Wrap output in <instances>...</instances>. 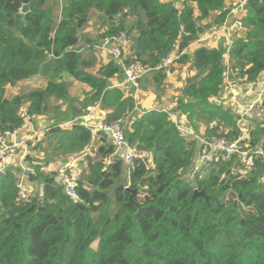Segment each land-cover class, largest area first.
Listing matches in <instances>:
<instances>
[{"label": "trees", "instance_id": "obj_1", "mask_svg": "<svg viewBox=\"0 0 264 264\" xmlns=\"http://www.w3.org/2000/svg\"><path fill=\"white\" fill-rule=\"evenodd\" d=\"M28 1L0 0V132L22 127L23 104L38 118L51 112L53 119L72 120L100 103L106 123L127 120L126 139L143 155L128 166L106 131L80 121L49 124L45 146L32 148L44 157L27 156L30 180L43 182L41 192L20 198L22 168L12 163L0 171V264H264V158L255 156L247 174L235 154L189 176L199 144L169 116L179 111L194 130L206 124L208 136L229 130L228 137H239L241 115L214 100L229 83L257 80L264 71V0H248L244 27L228 47L202 46L191 60L184 50L203 31L198 18L223 24L228 0H63L59 21L48 0H34L21 13ZM96 12L106 25L97 39L127 30L126 61L159 68L158 87L167 73L161 63L176 47L177 62L190 60L195 73L174 107L159 104L137 115L132 92L110 83L122 72L116 60L88 69L93 61L78 47L80 30ZM94 44L89 40L87 48ZM35 75L48 77L44 87L7 95V86ZM73 79L90 90L79 108L58 116L53 100L68 95ZM254 120L250 144L264 147V113ZM75 153L83 154L77 198L66 193L57 170L43 169ZM196 188L208 198L194 196Z\"/></svg>", "mask_w": 264, "mask_h": 264}, {"label": "built area", "instance_id": "obj_2", "mask_svg": "<svg viewBox=\"0 0 264 264\" xmlns=\"http://www.w3.org/2000/svg\"><path fill=\"white\" fill-rule=\"evenodd\" d=\"M177 4L181 0H174ZM247 2L248 0H238L230 6L228 17L231 18V22L225 21L223 23V28L232 32L234 34L235 30H241L244 27V18L247 15ZM213 33L217 31V28L212 26L210 28ZM234 41V36L230 44ZM131 44V35L125 30H119L114 34H109L101 39L96 47L102 51L106 52L112 59L122 66V73L124 75V84L131 85L135 88V93L137 92L139 79L147 72L155 70L150 66L144 65L140 61H126V54L129 51ZM229 44V45H230ZM175 52V51H174ZM180 54L178 52L170 53L165 57L161 65L167 68V71L172 73L179 72V64L177 62ZM159 70V68H156ZM229 80V79H228ZM252 85H257L256 82H252ZM264 101V96H261L256 102L246 105L241 108V119L250 114L255 109H260L264 112V108H261V104ZM260 105V107H259ZM18 114L21 118L26 119L25 123L20 128H28L32 123V120L38 119V115L33 113L30 114L27 105H21L18 110ZM105 111H103L100 103L92 104L87 107V113L80 118L67 120L63 127H70L76 121L90 126L94 130H104L106 131L112 140L115 142L118 151L123 149V156L126 164L131 166L134 164L137 157H141L143 154L136 147L129 144L125 136V129L127 120L125 118H119L108 124L104 121ZM170 118L177 124L178 128L187 136L197 140L198 153L195 158L194 164L189 176H194L199 173L204 165L214 163L219 159L225 161H231L235 154H238L240 160L244 166L243 173L247 174L255 166V156H261L264 158V147L259 145H251L249 137L245 136L248 129L241 131L239 137L230 138L227 133L229 130H225V134L215 133L208 136L205 132L198 133L187 124V119L185 116L181 115L179 112H169ZM240 119V120H241ZM240 128H241V124ZM18 128V129H20ZM18 129L15 130H5L0 132V160L1 168L0 171H5V164L9 161H13L17 155L20 156L19 164L22 168V172L19 176V196L20 198H26L30 192L26 186L27 181L30 179V174L33 173L32 166L30 162L27 161L28 147L31 144L38 145L43 142L45 138V130L42 128L37 132L36 135L32 137H20L16 135ZM223 130V127H221ZM242 129V128H241ZM244 133V134H242ZM9 136L12 140H9ZM31 143L29 144V141ZM23 148V151L21 150ZM83 171V166H81L77 160H71L63 166L61 169L60 181L64 187L66 193L72 197L77 198V187L81 178Z\"/></svg>", "mask_w": 264, "mask_h": 264}, {"label": "crops", "instance_id": "obj_3", "mask_svg": "<svg viewBox=\"0 0 264 264\" xmlns=\"http://www.w3.org/2000/svg\"><path fill=\"white\" fill-rule=\"evenodd\" d=\"M181 1H183V0H181ZM228 1L231 2L232 4H234L238 0H228ZM195 15L199 16L200 13L196 12ZM213 26L215 28H217V31L215 33H213V31L210 29L212 26L207 30H203L199 34V37L197 39L193 40L190 43V45L184 50V52H186L187 54L190 55V60L193 56L194 51L196 49L202 47V46H206V47H210V48H213V47L219 48V47H228L229 46L234 34L230 31L224 29L223 24H217V25H213ZM202 28H203V26H202ZM173 51L176 52L177 47ZM100 52H101V55L103 57V60L96 64L97 68H99L101 66V64H103V63H105L111 59V57L106 52H102V51H100ZM175 52H173V53H175ZM190 60L185 64H181V63L179 64V66H178L179 72L172 73L171 71H168L167 75H166V77H165V79L162 82L160 87H158L156 85V82H155V72L157 69L145 73L139 79V88H138L137 92L134 94L135 99H136V103H137V106L134 110V113L139 115L141 112H143V110H149L151 108H156L158 106V103H157V92L158 91H161V94L158 95V97L162 101L160 104H162V106L166 105V106H173L174 107V105H176L175 101L178 99L179 96L182 95V89L185 85L186 78L188 77L189 74L195 73V69L191 66ZM227 61H228V56H227ZM123 81H124V75L122 72L118 76L110 78V83L112 84V86H115V85L125 86L128 89V91L131 93L132 89H129L127 87V85L123 84ZM71 82H73V80ZM244 82H247V81H244ZM129 86H131V85H129ZM131 87H133V86H131ZM262 87H264V71L261 73V76L258 79V87L256 88V90H259ZM89 90H90V88H89ZM87 92H89V91H87ZM231 95L234 96L235 100H239L240 102L247 101V100H249V102H251L253 100L254 101L256 100L258 94L255 92L253 93V91L251 92V90L248 89V83H244V84H240V86H235L231 90H229L228 96H231ZM217 98H215V100H217ZM138 104H140V107H138ZM137 109H139V111ZM234 110L237 111L238 108H236V109L234 108ZM258 113H260V112L256 110V111H254L253 115L258 114ZM49 124H50V122L48 121L47 116L43 114V115H40L38 119L32 120V123L30 124V126L28 128L18 129V131L16 132V135H18L20 137H26V138L32 137V136L36 135L37 132L41 128L43 130H45ZM202 125L203 124H201V129L203 128ZM204 125H206V124H204ZM206 128H207V125H206ZM12 137H14V136H9V140H12ZM30 143H31V140L29 141V144ZM42 145L45 146V143L43 142ZM34 146H35L34 144H31L30 147H28V154H31L32 152L36 153L34 151V149L32 150V148ZM21 150L23 151V148H21ZM122 150L123 149H121V151ZM36 157L37 158H43L44 152L36 153ZM19 158H20V156L17 155L16 158L12 162L9 161L7 164H5V169H6L8 164H12V163L16 166H20ZM82 159H83V154L80 155L78 158H71V157L61 158L60 160L55 162L57 164V166L53 167L52 170L62 169L63 166L65 164H67L68 162H70L71 160H77L80 163V161ZM0 168H1V160H0ZM43 169H46V165L43 166ZM60 172H59V174H60ZM26 186H27L28 191L30 193H35V191L39 193L42 191L43 182L40 183L39 181L28 180L26 183Z\"/></svg>", "mask_w": 264, "mask_h": 264}, {"label": "rangeland", "instance_id": "obj_4", "mask_svg": "<svg viewBox=\"0 0 264 264\" xmlns=\"http://www.w3.org/2000/svg\"><path fill=\"white\" fill-rule=\"evenodd\" d=\"M62 3H63V0H58L57 2H56V0H48V3H47V5L49 7L53 8L55 16L57 17L58 21L60 19V11H61V7H62L61 6ZM193 4L196 7V3H193ZM196 12H198V9H196ZM198 22L200 24H202L203 30H207L211 26L217 25L216 23H214V21L210 20V18H208V19L207 18H205V19L198 18ZM105 29H106V25L104 23L103 18H101L100 14L96 12V13H94L93 19L84 28H82L80 30V41H79L78 47H80V49H82V54H84V56H86L87 59H90L93 61L92 67L88 68L92 72L97 69L96 64L98 62L102 61L103 57H102L99 49L96 47V45L93 49H91V48L88 49L86 47L84 49V46L85 45L87 46V43L89 42V40H93L95 43L97 41L99 42L102 37H100V39L99 38L97 39V35H99V33H103L105 31ZM121 69H122V66H121ZM260 76H261V74H260ZM258 79L254 80V81H247V82L240 83V84L248 83V89H250L251 92L253 91V93L255 92L258 94L255 101L253 100V101L249 102V100H247V101L240 102L239 100H235L233 95L228 96L229 90H231L235 86H240V84L229 83L225 87L224 91L217 98V100H214V102L221 104L225 108H231V109L232 108H235V109L238 108V110L236 112H237V114L241 115V108L245 107L246 105H249L251 103L256 102L261 96H264V87H262L259 90H256V88L258 87ZM47 80H48V77H46L44 75L32 76L28 79H25L23 81L18 82L17 85L13 88L10 86H7V88H8L7 95L10 97H14L15 95H17L19 93L27 92L28 90L30 91V90H33V89L38 88V87H44L47 83ZM252 82H256L257 85L253 86ZM127 87L129 89H133V87H131L129 85H127ZM89 88H90L89 84H87L81 80H78V79H73V82H70V86L68 89V95L64 98H54L53 105H52V109H53L52 112L58 116H65L66 113H70L71 111L74 110V108H76V107L79 108L80 104L82 103V101H83V99L87 93V91H89ZM160 94H161V91H158L157 92V103H158V105L162 102L161 99L158 97V95H160ZM138 107H140V104H138ZM133 109L135 110V105H134ZM137 110L139 111V109H137ZM84 111L86 112L87 109H85ZM256 115L251 116V118L245 117V119L244 118H242L241 120L239 119V121L237 122V125L239 127H240L239 124H241V128H242L243 132H244V129H246V128L248 129V132L245 136L249 137V129L256 125V123H257L256 120L251 121L253 118L256 117ZM46 116H47V119L50 122V124H54L56 122L59 124L60 127H63L64 123L72 117L71 115H69L65 118L53 119L55 117L51 116V112L47 113ZM252 123H253V125H252ZM214 124H215V122H214ZM202 126H203L202 129L200 127L196 131H198L199 133L205 132L206 125L203 124ZM230 127L231 126L227 125L228 129ZM242 134H244V133H242ZM31 154L34 155V157L36 158V153L32 152ZM80 155H81L80 153H75V154H70L69 157L78 158ZM56 166H57V164L53 163V164L46 166V169H52L53 167H56ZM60 171H61V169L57 170L58 173ZM58 177H60V176H58ZM93 246L96 248L97 242L93 243Z\"/></svg>", "mask_w": 264, "mask_h": 264}, {"label": "water", "instance_id": "obj_5", "mask_svg": "<svg viewBox=\"0 0 264 264\" xmlns=\"http://www.w3.org/2000/svg\"><path fill=\"white\" fill-rule=\"evenodd\" d=\"M34 2V0H29L28 2H24L21 5L20 11L21 13H28L31 10V6L32 3ZM229 22L231 21V18H229L228 20ZM255 110H253L252 112L254 113ZM121 152H124V150H122ZM136 190H132L133 193H135ZM194 196H206L208 198V194L206 193V191L204 189H195V195Z\"/></svg>", "mask_w": 264, "mask_h": 264}, {"label": "clouds", "instance_id": "obj_6", "mask_svg": "<svg viewBox=\"0 0 264 264\" xmlns=\"http://www.w3.org/2000/svg\"><path fill=\"white\" fill-rule=\"evenodd\" d=\"M183 3V1H181V2H179L178 4H182ZM227 20H229V17L227 18ZM229 22V21H228ZM231 22V21H230ZM109 35V34H108ZM105 36H107V35H105ZM105 36H103L102 38H104ZM101 38V39H102ZM101 39H100V41H101ZM99 41V42H100ZM99 42H96L95 44H94V47H95V45L97 44V43H99ZM88 44V43H87ZM85 47L87 48V46L85 45L84 46V49H85ZM79 49H80V47H79ZM80 51L82 52V49H80ZM100 51V50H99ZM130 52V48H129V51L127 52V54ZM127 54H126V56H127ZM112 59V58H111ZM181 64H185V63H181ZM168 72V71H167ZM166 75H167V73H166ZM124 84V83H123ZM125 85H128V84H125ZM137 88H139V82H138V85H137ZM132 94H133V96H134V94H135V88L133 87V89H132ZM135 97V96H134ZM136 106H137V103H136ZM136 106H135V108H136ZM234 109V108H233ZM259 111L260 113H258L256 116H258V115H261V114H263L264 112H262V111H260V109L258 108V109H255V111ZM103 111H105V110H103ZM106 113V112H105ZM254 113L253 112H251L250 114H248L247 116H249V118H251V116L253 115ZM246 116V117H247ZM254 116V115H253ZM241 119V118H240ZM214 123V122H213ZM212 125H214V124H212ZM126 126H127V124H126ZM194 131H196V130H194ZM196 132H198V131H196ZM199 133V132H198ZM203 133V132H202ZM121 150V149H120ZM121 153H123V152H121ZM78 163H79V161H78ZM80 164V163H79ZM194 164V163H193ZM81 165V164H80ZM32 166V165H31ZM82 166V165H81ZM60 174H61V172H60ZM59 173H58V175L59 176H61ZM30 180V179H29ZM199 189V188H198ZM30 194H32V193H30Z\"/></svg>", "mask_w": 264, "mask_h": 264}]
</instances>
